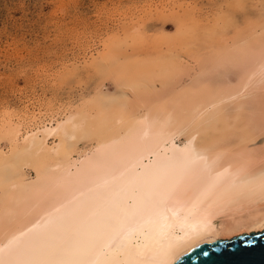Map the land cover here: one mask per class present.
I'll use <instances>...</instances> for the list:
<instances>
[{"label":"bare ground","instance_id":"obj_1","mask_svg":"<svg viewBox=\"0 0 264 264\" xmlns=\"http://www.w3.org/2000/svg\"><path fill=\"white\" fill-rule=\"evenodd\" d=\"M256 49L240 84L200 99L182 91L155 128L127 103L35 127L11 114L0 126L11 145L0 149V264H173L200 243L262 230L264 43ZM178 113L190 125L214 120L212 133L193 154L144 157L149 140L178 127ZM91 138L90 155L75 157Z\"/></svg>","mask_w":264,"mask_h":264},{"label":"rangeland","instance_id":"obj_2","mask_svg":"<svg viewBox=\"0 0 264 264\" xmlns=\"http://www.w3.org/2000/svg\"><path fill=\"white\" fill-rule=\"evenodd\" d=\"M261 43L264 0H0V126L11 114L35 127L106 102L127 103L128 115L149 113L155 128L157 113H175L182 91L200 99L240 84ZM182 119L149 140L143 156L197 152L195 140L205 141L214 120ZM96 145L81 140L74 156ZM10 147L0 137V149ZM22 174L33 180L37 173Z\"/></svg>","mask_w":264,"mask_h":264},{"label":"water","instance_id":"obj_3","mask_svg":"<svg viewBox=\"0 0 264 264\" xmlns=\"http://www.w3.org/2000/svg\"><path fill=\"white\" fill-rule=\"evenodd\" d=\"M173 264H264V228L200 243Z\"/></svg>","mask_w":264,"mask_h":264}]
</instances>
